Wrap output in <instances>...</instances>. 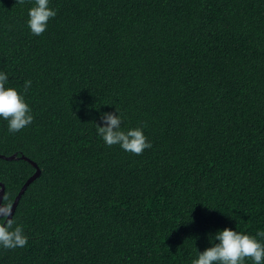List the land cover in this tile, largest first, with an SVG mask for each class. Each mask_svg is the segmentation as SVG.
Returning <instances> with one entry per match:
<instances>
[{"label": "trees", "instance_id": "trees-1", "mask_svg": "<svg viewBox=\"0 0 264 264\" xmlns=\"http://www.w3.org/2000/svg\"><path fill=\"white\" fill-rule=\"evenodd\" d=\"M33 3L0 0V70L32 82L34 115L0 120L3 203L36 172L22 155L41 169L0 264H193L224 228L264 243V0H50L40 36ZM115 108L140 155L97 135Z\"/></svg>", "mask_w": 264, "mask_h": 264}, {"label": "clouds", "instance_id": "clouds-1", "mask_svg": "<svg viewBox=\"0 0 264 264\" xmlns=\"http://www.w3.org/2000/svg\"><path fill=\"white\" fill-rule=\"evenodd\" d=\"M25 0H18L23 4ZM50 0H34L33 6L28 9L27 26L34 36L43 34L51 18L56 16V11L50 6ZM31 81H25L24 92L9 86V75L0 70V120L7 122L10 133L20 132L32 124L34 115L25 98V93L31 87ZM106 126L95 124L97 135L107 146L119 145L121 149L140 155L151 144L144 135L142 127H122V113L115 108L113 112L102 113ZM12 211L9 206L0 204V248H23L28 243V236L22 225L9 219ZM16 225L13 227V225ZM264 236V233H257ZM213 246L200 252L193 264H245L250 259L252 264H264V243L255 236L244 232H238L233 228L218 230L213 237Z\"/></svg>", "mask_w": 264, "mask_h": 264}, {"label": "water", "instance_id": "water-1", "mask_svg": "<svg viewBox=\"0 0 264 264\" xmlns=\"http://www.w3.org/2000/svg\"><path fill=\"white\" fill-rule=\"evenodd\" d=\"M0 157H4V158H6V159H8V160H12V159H14L15 157H17V154L15 153L14 155L9 156V157H5V156H0ZM22 158H25V159L31 161V163L36 167V172L34 173V175H32V176L29 178V180L26 182V184H25V185L23 186V188L21 189L19 195L16 197V199H15V201H14L12 207L10 208L11 211H12V215L9 216V219H12V217H13V214H14V212H15V210H16V207H17V205H18V202H19V199H20V197H21V194H23V192L25 191V189L27 188V186H28L31 182H33L36 178H38V177L41 175V169H40V167L38 166V164H37L35 161H33L32 159H30V158H28V157H26V156H24V155H22ZM5 188H6L5 184H4L3 182H0V204H4V203H3V197H4V194H5ZM4 205H6V204H4Z\"/></svg>", "mask_w": 264, "mask_h": 264}]
</instances>
